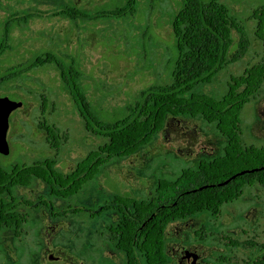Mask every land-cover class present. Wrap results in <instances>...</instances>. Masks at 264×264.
<instances>
[{"label": "rangeland", "instance_id": "1", "mask_svg": "<svg viewBox=\"0 0 264 264\" xmlns=\"http://www.w3.org/2000/svg\"><path fill=\"white\" fill-rule=\"evenodd\" d=\"M127 1L75 0L74 4L93 17L99 12L120 8ZM221 1L247 29L252 45L243 61L226 67L211 85L200 88L199 91L216 99L227 93L233 76L242 75L249 65L260 61L264 53L263 44L255 38L257 23L253 20V13L264 6V0ZM62 2L0 0V45L5 46L0 53V79L10 74L11 68L27 66L37 57L52 53L64 65L74 64L78 68V86L88 102L87 114L107 123L125 118L127 108L139 100L143 90L172 83L178 56L172 24L183 6L182 0H137L135 12L125 18L86 19L76 23L51 16ZM91 2L98 5L93 10ZM28 3L48 6V20L44 16L27 24L15 22L9 38H4V25L13 18L11 13L27 7ZM2 97L23 104L10 117V153L0 154V166L7 171L17 165L29 167L52 158L62 172L68 173L102 143L85 130L56 64L30 70L4 83L0 86ZM43 122L60 130L59 150L52 149L47 142L46 132L40 127ZM242 131L246 145L264 146V87L258 98L245 106ZM167 135L183 152H191V155L181 156L176 148L169 146ZM225 146L226 140L216 125L200 119L177 118L167 122L164 131L148 148L130 158L114 159L101 168L98 177L73 198L50 197L46 186L39 181L16 190L15 198L33 204L31 208L21 207L22 212L32 217L31 225L24 228L31 227V232L18 239L12 231L0 234V264H60L49 260L50 255L58 256L60 248L76 261L94 264L93 245L96 249L100 247L99 252L104 256L109 249V233L105 228L114 225L117 218L116 213L103 211L102 217L92 219L93 211H102L107 203L120 196L148 201L154 196L159 181H176L184 171L197 169L203 159L221 155ZM5 201L9 202L10 198L6 196ZM41 201H48V208L39 205ZM50 207L55 212H71L81 207L87 210L54 220L50 217ZM45 226L57 228L60 233L56 246H50L51 249H46ZM203 227L207 228L205 234ZM97 231H105L101 239ZM201 236L205 239L203 245H196V241L201 242ZM174 238L179 239V244ZM238 239L244 245L233 248L231 241ZM251 241L264 245V187L257 184L244 187L241 197L224 206L218 219L200 216L186 224L170 225L167 230L169 253L174 255L183 244H192L195 247L192 249L201 255L200 264H247L248 261L256 264L264 252L251 248L247 244ZM186 254L191 253L186 251ZM98 264L105 263L101 260Z\"/></svg>", "mask_w": 264, "mask_h": 264}, {"label": "trees", "instance_id": "2", "mask_svg": "<svg viewBox=\"0 0 264 264\" xmlns=\"http://www.w3.org/2000/svg\"><path fill=\"white\" fill-rule=\"evenodd\" d=\"M182 4L172 24L178 51L172 83L143 90L139 100L127 108L128 115L119 121L101 122L87 114L88 102L78 86L80 72L74 64L59 62L52 53L37 57L27 66L11 68L10 74L0 79L1 86L30 70L56 64L85 130L102 140L96 150L68 173L62 172L52 158L29 167L17 165L10 171L0 166V197L10 194L16 186H29L36 179L48 186L51 196L70 198L98 177L101 168L112 160L130 158L151 146L168 121L189 118L216 125L226 140L221 155L203 159L197 169L184 171L176 181H159L154 196L148 201L121 196L114 201L113 207L116 206L122 217L121 228L114 236L128 256V264H139L136 251L144 255L147 264H170L165 247L167 228L172 223L203 214L217 216L224 206L241 197L244 187L256 184L264 187V146L246 145L242 131V112L264 87V53L242 75L231 78L223 98L216 99L199 91L211 85L226 67L243 61L252 43L247 29L221 0H182ZM136 5L137 0H128L120 8L99 12L93 17L74 9H61L53 16L74 23L86 19L118 20L133 14ZM253 20L257 23L255 38L264 47V6L253 13ZM13 21L5 25L6 39ZM4 47L2 43L0 53ZM40 127L46 132L51 148L59 150L60 130L46 122ZM247 171L250 172L240 175ZM9 214L7 206L0 202V226L16 216Z\"/></svg>", "mask_w": 264, "mask_h": 264}, {"label": "flooded vegetation", "instance_id": "3", "mask_svg": "<svg viewBox=\"0 0 264 264\" xmlns=\"http://www.w3.org/2000/svg\"><path fill=\"white\" fill-rule=\"evenodd\" d=\"M74 1L75 0H63L62 5L59 8V10H61V9L78 10L76 5L74 4L75 3ZM95 6H98L96 4V2H91L90 3V7H91L90 9L93 10V8ZM48 11H49L48 10V6H46V5L42 4V3H37V4L36 3L35 4H32V3L29 4L28 3L27 7L23 8L21 10H17V11L12 12L11 13V17H13V18L9 19V21L10 20H14L13 21L14 23L15 22H17V23L22 22L24 24H27L28 22H32L35 19H42V18H44V16H45L46 21H47L48 20ZM78 11H80V10H78ZM51 16H53V13H52ZM55 17H58V16H55ZM80 21H82V20H80ZM5 25H6V23H5ZM5 25H4V30H5ZM9 33H10V31H9ZM47 54H45V56ZM35 181H39V182L43 183L46 186V189L48 191V186L44 182L35 179V180L32 181V183L29 186H16V187H14L12 189L10 194H4V195H2L0 197V202L4 203L7 206L8 213L16 214V216H15V218L13 220H9V221L1 224V226H0V234L4 233V231H12L13 234H14L13 235L14 238L18 239L23 234L27 235V234H29V232H31V227L28 230H25L24 228H27L28 226L31 225L30 224V220H31L32 217H31V215L28 212H25V211L22 212V208L21 207L31 208L33 204L31 202L26 201V200H23V199L20 200L19 198H15L13 196V193L16 190H18V189H24V188L30 187L33 184V182H35ZM84 187H83V189H84ZM78 194H76V195H78ZM6 196L10 198L9 202L5 201V197ZM49 196L53 197V196L50 195V193H49ZM75 196H72L70 198H73ZM70 198H63V199L61 198V199L62 200H66V199H70ZM115 200H116V198L113 201L107 203V205H105L103 207L102 211H98V212L97 211H93L92 214L90 215V217L92 219H96L97 217H102L101 212L107 211V213H110V212L116 213V215L114 217L117 218V220H115V224L114 225H111V226H108V227L105 228L106 232L109 233V237H108V244H109L108 248L109 249H107L108 251H106L104 256H102V253L100 254V252H99L100 247L98 249H96V245L95 244L93 245V252H94L93 253V256H94L93 257V263L95 262L94 264H98V262L101 261V260H103L105 264H128V256L123 250H121L120 246H118V238L116 239L115 236H114V233L118 234L117 232L121 228V225H122V217H121L119 211L116 209V206L113 207V203H114ZM39 205H42L45 208H48V206L50 204H48V201L47 202L46 201H41L39 203ZM228 205H230V204H228ZM228 205H226V206H228ZM108 208H111V210H109ZM86 210H87V208L81 207V208H76L74 210H71V212H67V211H65V212L64 211L63 212H55V209L53 207H50L49 208V213H50V217L52 219L57 220V219L66 218L70 213L71 214H78V213L81 214V213H84ZM75 211H78V212H75ZM46 213H48V212H46ZM221 214H222V211L217 216H210L208 214H203V215L191 217V218H189V219H187L185 221L174 222L171 225H174V224H186V223L196 219L197 217L205 216V215L209 216V217H211L213 219H218L221 216ZM242 218H243V216L241 217V219ZM243 220H244V218H243ZM167 230H168V228H167ZM202 230H203V233L205 234V232L207 231V228L203 227ZM44 232L46 233L45 235L47 236L46 240H45L46 247H47L46 249H51L50 246H56L57 242H55V241H57L58 235L60 234L59 230L57 228L53 229L51 226L50 227L45 226ZM104 232L101 231V232L97 233L98 234L97 235L98 239H101L104 236ZM198 237H200V236H198ZM174 240L175 241L177 240L176 244H179V239L174 238ZM200 240H201V242L198 241L199 242L198 243L196 241L195 244L199 245V246H202L203 245L202 242L205 241V239L202 237V238H200ZM247 244H249L251 248L257 247L260 251L264 252V245L257 244L254 241L247 242ZM231 245H232L233 248H239L240 246L242 247V245H244V244L239 242V239H238L236 241H231ZM187 246H189V248ZM165 248H166V254H167V256L170 259V264H181L182 261H189V262L192 261V262H195V264H200L199 261L201 260V255L199 253H197L196 249H192V248H195L192 244H186V245L183 244L182 248H180L179 250L174 252V255L170 254L169 251H168V244H167V232H166V247ZM186 251H190L191 254H186ZM136 255H137V259L139 261V264H147V261H146V259H145L143 254L138 253V251H136ZM49 260L52 261L53 263H59L60 262V264H84L83 260L82 261L80 260V262L76 261V259H74L71 255L67 254V252L64 249H61V248H60V253L58 254V256L50 255L49 256ZM227 263L228 262H226V264ZM247 264H249V261H248ZM256 264H264V254L262 255L261 259L257 260Z\"/></svg>", "mask_w": 264, "mask_h": 264}, {"label": "water", "instance_id": "4", "mask_svg": "<svg viewBox=\"0 0 264 264\" xmlns=\"http://www.w3.org/2000/svg\"><path fill=\"white\" fill-rule=\"evenodd\" d=\"M22 105L23 104L21 102L12 101L7 97L0 98V154L1 155H8L10 153V146L8 142L10 117H11V114L17 109L21 108ZM167 143L169 144V146L176 148L178 152L181 154V156L185 157V156L191 155V152H188V153L183 152L182 148H180V146L172 142L171 139L168 137V135H167ZM254 171L256 170H253L252 172ZM248 172L250 171L242 172L240 175H244L245 173H248ZM231 181L232 180L225 182L221 185H226ZM181 264H195V262L182 261Z\"/></svg>", "mask_w": 264, "mask_h": 264}]
</instances>
